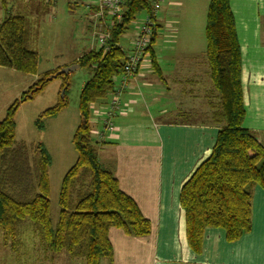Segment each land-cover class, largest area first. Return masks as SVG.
<instances>
[{
	"label": "trees",
	"instance_id": "trees-1",
	"mask_svg": "<svg viewBox=\"0 0 264 264\" xmlns=\"http://www.w3.org/2000/svg\"><path fill=\"white\" fill-rule=\"evenodd\" d=\"M4 18L0 23V67L23 75H36L38 54L30 49L37 33L28 19L11 14L0 0ZM153 1L124 0L120 20L111 19L109 39L98 50L80 56L74 64L91 72L78 99L81 122L72 138L76 160L63 176L58 193V216L53 228L50 219V157L41 144L15 142V114L19 105L40 93L48 78L59 69L46 72L20 99L11 104L0 120V234L12 252L21 246L28 222L45 251L65 252L70 259L100 264L112 258L108 239L110 228L131 237L150 233L149 222L134 201L118 187L111 172L98 161L90 134V109L113 92L114 80L122 72L127 54L119 46L127 27L141 14L152 15ZM204 36L209 78L218 101L212 119L219 126L210 156L203 160L183 184L179 205L184 212L186 240L199 254L203 232L221 229L227 242H234L251 230L252 190H264V147L242 127L245 118L241 84V55L229 0H210L206 11ZM153 29L146 55L152 72L161 76L153 46ZM138 70V68H137ZM135 71V73L137 72ZM134 73V74H135ZM67 86L68 78L62 76ZM63 97L43 111L35 121L55 117L67 106Z\"/></svg>",
	"mask_w": 264,
	"mask_h": 264
},
{
	"label": "crops",
	"instance_id": "crops-1",
	"mask_svg": "<svg viewBox=\"0 0 264 264\" xmlns=\"http://www.w3.org/2000/svg\"><path fill=\"white\" fill-rule=\"evenodd\" d=\"M5 1L7 7L12 5L15 14L26 17L34 25L48 23L51 12L57 13L59 1L68 8V16L80 15L82 19L96 21L98 33L111 24L109 17L97 15L99 0ZM174 4V0H162L160 6ZM229 6L241 55L245 107L242 127L264 147V0H229ZM77 8L83 13L77 14ZM1 11L2 21L4 11ZM159 13L155 14V45L158 30L165 22ZM203 34L199 31L197 35L169 38L162 42V49L153 46L161 76L152 72L146 55L137 72L122 87L119 111L110 120L111 131L105 129L103 120L115 97L114 89L120 85L119 79L114 80L113 92L106 99L91 106L89 125L99 164L112 173L121 192L134 201L150 224V233L145 237L127 236L119 229L110 228L112 258L101 260L100 264H264V190L259 186L252 190L248 233L227 242L223 230L207 228L199 254L187 244L184 212L179 205L180 190L196 167L210 156L219 131L212 119L213 104L218 98L209 78ZM38 36L39 33L37 39ZM34 41L37 42L36 38ZM80 56L51 71L74 64ZM167 98L173 104L163 107ZM169 114L176 118L163 119ZM154 117L157 121L152 128L151 143L147 132L150 124L146 121ZM151 156L156 159L152 160ZM0 245L4 246L3 239ZM44 252L47 264L84 262L70 259L65 252Z\"/></svg>",
	"mask_w": 264,
	"mask_h": 264
},
{
	"label": "rangeland",
	"instance_id": "rangeland-1",
	"mask_svg": "<svg viewBox=\"0 0 264 264\" xmlns=\"http://www.w3.org/2000/svg\"><path fill=\"white\" fill-rule=\"evenodd\" d=\"M161 1H159V8L155 14L160 11L159 15L164 18L165 22L158 30L159 37L154 46L155 48H159L162 42L165 43L169 38H178V35L179 38H182V36H188L190 33L195 35L199 31L200 33H204L209 0H203L204 4L203 1L200 2L199 0H174L176 4L171 7L167 5H161V7ZM11 6L9 4L7 8L9 10L10 7V13L15 14L16 11ZM1 10L2 6L0 2V18L2 19ZM68 11V8L63 7V3L59 1L57 13L53 14L54 11L51 12V18L48 19V23L34 25L31 20H28L31 31L39 33V38L37 39L36 37L37 42L33 40L30 45V49L38 53V71L36 75H23L15 71L0 68V120L3 119L6 109L19 100L21 95L35 84L44 73L51 71L61 63H65L78 55H83L91 50H98L100 48L96 21L82 19L80 15H71L70 17L68 16ZM76 13H83V10L77 8ZM145 20L146 14H139L128 25L125 34L121 37L119 46L126 54L131 50V44H133ZM154 20L156 21V19ZM155 21L154 27L156 26ZM203 37H205L204 34ZM62 76L68 78L67 86H65L67 88L65 94L67 106L55 117L44 119L42 121V130L38 131L35 129V121L38 119V116L43 111L53 107L63 97L62 93H64L65 87L63 88L64 80ZM91 76L90 71L80 68L74 72H70L68 75L56 77L50 80L40 93L21 103L15 114V142H23L28 146L41 144L50 157L51 162L48 170L50 184L49 202L50 219L53 228L57 223L58 193L61 181L76 160L72 138L81 122L78 111L79 94L82 89V83H86ZM166 100L163 107L170 106L171 103L173 104L170 98ZM175 118L172 114H169L163 119L173 121ZM156 121L155 117L151 121H146L147 124H150L147 132L148 140L151 143L154 140L152 128ZM140 134L142 135V133ZM151 158L152 160L156 159L155 156H151ZM23 228L24 232H22L21 236L22 244L15 252H12L8 245H4V248L0 245V264H47L43 257L45 254L44 249L34 236L33 227L27 222ZM1 240L2 236L0 234V242ZM79 260L78 262H83Z\"/></svg>",
	"mask_w": 264,
	"mask_h": 264
},
{
	"label": "built area",
	"instance_id": "built-area-1",
	"mask_svg": "<svg viewBox=\"0 0 264 264\" xmlns=\"http://www.w3.org/2000/svg\"><path fill=\"white\" fill-rule=\"evenodd\" d=\"M124 0H99L97 5V15L99 17H109L110 20L115 18L117 21L120 20L122 15L121 5ZM160 0H153V13L152 15H146V20L144 24L140 27L137 36L135 37L132 48L127 54V59L123 66L122 72L115 78L119 79V87L114 89L115 97L110 101L109 111L103 120L105 129L111 131L113 125L111 123V118L115 115L116 111L119 109L118 96L122 90V87L127 83V81L134 76L135 71L141 64L142 60L146 56V49L149 46V41L154 27L155 13L159 8ZM109 39L108 27L104 28L103 32H99L98 43L104 46L106 41Z\"/></svg>",
	"mask_w": 264,
	"mask_h": 264
},
{
	"label": "water",
	"instance_id": "water-1",
	"mask_svg": "<svg viewBox=\"0 0 264 264\" xmlns=\"http://www.w3.org/2000/svg\"><path fill=\"white\" fill-rule=\"evenodd\" d=\"M79 68L80 67L77 64L69 65V66H67L65 68L60 69L56 74L51 75L48 78V80L50 81V80H52V79H54V78H56L58 76H61V75H68L70 72H74V71L78 70ZM62 96H63V93H62Z\"/></svg>",
	"mask_w": 264,
	"mask_h": 264
}]
</instances>
